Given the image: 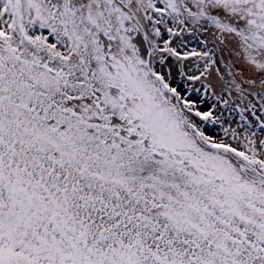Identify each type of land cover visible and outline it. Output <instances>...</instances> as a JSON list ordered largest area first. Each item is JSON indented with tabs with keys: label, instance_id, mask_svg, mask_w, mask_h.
<instances>
[{
	"label": "snow or ice",
	"instance_id": "snow-or-ice-1",
	"mask_svg": "<svg viewBox=\"0 0 264 264\" xmlns=\"http://www.w3.org/2000/svg\"><path fill=\"white\" fill-rule=\"evenodd\" d=\"M0 264H264V0H0Z\"/></svg>",
	"mask_w": 264,
	"mask_h": 264
}]
</instances>
